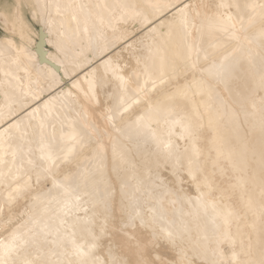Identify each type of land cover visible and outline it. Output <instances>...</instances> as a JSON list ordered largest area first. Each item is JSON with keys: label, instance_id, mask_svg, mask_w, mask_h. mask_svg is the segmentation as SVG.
Wrapping results in <instances>:
<instances>
[{"label": "bare ground", "instance_id": "obj_1", "mask_svg": "<svg viewBox=\"0 0 264 264\" xmlns=\"http://www.w3.org/2000/svg\"><path fill=\"white\" fill-rule=\"evenodd\" d=\"M235 2L252 0H0V238L5 228L23 225L26 232L39 220L41 226L59 227L61 235L75 231L78 239L90 229L100 237L101 259L107 260L109 247L113 255L135 259L130 249L139 243L147 246L148 260L211 264L220 258L218 250L230 254L227 243L217 246L228 231L237 252L242 240L245 250L251 245L252 258H260L262 24L257 18L239 42L219 31L216 16L225 10L217 5ZM185 3L193 5L190 35L178 22ZM17 12L27 27L6 25L5 17L10 22ZM109 61L131 78L133 88V73L147 66L157 81L150 93L154 100L178 88L187 96L168 102L171 115L146 114L142 102L109 122L108 109L120 95L118 81L105 72ZM92 81L95 100L85 96ZM141 115L159 120L152 123L158 138L171 134L177 146L172 157L138 134L134 122ZM175 119L191 125L190 137L180 138L183 129ZM73 131L83 147L72 163L60 165L56 179L73 173L72 195L81 199L65 217L63 203L70 197L53 189L51 179L37 184L36 174L41 138L59 152ZM189 161L199 169L196 181L188 175ZM26 181L31 188L9 203V192ZM61 219L66 223L60 225ZM161 228L173 232L175 243Z\"/></svg>", "mask_w": 264, "mask_h": 264}, {"label": "snow or ice", "instance_id": "obj_2", "mask_svg": "<svg viewBox=\"0 0 264 264\" xmlns=\"http://www.w3.org/2000/svg\"><path fill=\"white\" fill-rule=\"evenodd\" d=\"M72 7V6H69ZM81 10L85 7L84 5L77 6ZM105 7H107L105 5ZM118 7L127 8L128 5H120ZM193 8V5L185 3L182 8H180L178 13V22L181 27L185 30L186 34L190 35L188 30L195 27V22L193 19L189 18V10ZM217 8L224 9L223 13H219L216 19L220 22L219 31H223L230 34V38L236 40L237 42L241 39V33L246 31L247 28L251 27L259 18L262 27L260 30V40L262 52L261 56V84L264 86V0L256 3L255 0L252 2H245L243 4L239 2L235 3H221L217 5ZM232 9H235V14L232 13ZM198 16L199 13L197 12ZM72 19H76L75 15ZM6 25L14 27L19 25L21 29L27 27L19 13L17 12L15 16L10 20L9 17H5ZM87 31V29H85ZM6 43H11L7 41ZM237 48L234 51H240ZM57 51H59V46H57ZM229 55H232L230 53ZM251 53L248 54L249 60L251 59ZM207 58V57H205ZM227 61L228 57H224ZM139 64L140 61L137 60ZM221 69L227 70L225 64L219 66ZM121 69L119 66H113L111 61L105 64V72H111L115 80L118 81L119 87V98L118 104L115 108L108 109L107 119L109 122L113 121L117 116L123 117L125 113H129L133 106H138L142 102L147 106L145 109L146 114H153L159 116L163 113L171 115L172 109L168 107V102H175L178 99H183L187 96L184 90L177 89L174 94H166L163 99L154 100L150 93L156 91L157 81L153 79L151 72L148 67L145 66L144 71L134 72L135 77V87H131V78H125L121 74ZM160 83L163 84L164 80L160 79ZM97 84L95 81L90 82L89 89L85 92L86 97H91L95 100V89ZM262 113H264V99L261 101ZM158 123L159 120H153L151 117L146 121L145 115L137 117L134 122L138 134L145 135L151 138L159 152L163 153L165 157H172L174 155V149L177 147L171 140V134L168 139H160L156 136L155 131L152 128V123ZM174 125H179L183 132L181 133V139L188 138L192 135V128L190 124H185L182 119H175L172 121ZM43 128V125H41ZM262 136H264V124L261 127ZM2 144H0V150H2ZM78 147H83L82 138L78 133L73 131L65 139V147L59 152L53 150L51 144L44 142L43 137L41 138V147L39 160L41 164L39 165L41 171L36 174V183L39 184L41 179H51L53 189H61L70 198L65 200L63 203V215L66 217L73 213V210L78 207L80 196H73L75 189L72 186L73 173H68L63 176V180L60 181L56 179V170L59 169L61 164H70L75 159ZM5 155L7 153H4ZM198 154V150H197ZM14 155V154H13ZM3 156L0 155V163H3ZM31 164L32 161H29ZM177 163L179 159L177 157ZM192 161H189L188 175L193 180H197L198 168L194 169L192 167ZM2 175V174H0ZM31 176L28 178L31 181ZM205 184H208L207 177H205ZM200 185L197 184V190L199 191ZM31 188V183L25 182L23 186H17L9 192L7 200L9 203L14 202L18 197L26 194L27 190ZM51 191V190H50ZM204 193H200L197 197L199 200ZM261 195L264 197V171H262L261 176ZM261 232L264 234V200L261 202ZM139 215V214H137ZM228 216L232 213L229 211ZM66 221L61 219L59 221L60 225L65 224ZM228 220L225 219V224ZM34 227L28 228L27 231H21L24 227L23 225H17L11 229L5 228L7 232L6 236L0 238V264H168V262L161 260L156 257L155 260L145 259L143 256L144 250L147 247L141 246L137 243L134 248L130 249L133 256L137 258L125 259L112 254V249H108L107 260L101 259L97 254L100 247L99 240L100 237L96 236L91 232L90 229L84 230V235L79 239L75 231L67 232L61 235L59 227L53 228L49 224H44L41 226L39 220L33 221ZM141 224L145 225V222L141 218ZM146 226V225H145ZM161 232L164 233L167 239L172 243H175V237L173 232L167 230V228H161ZM55 234V239H49L50 236ZM103 234V230H102ZM130 239H135L130 237ZM227 243L230 246V254L225 255L223 251L217 252L220 257L217 260L211 262V264H264V244L261 246L260 258L254 259L251 254V245L245 250L243 248V241H240L241 251L237 252V240L234 238L230 232L225 231L218 237L217 246L219 249L220 244ZM46 245H54V247L45 249ZM31 248L34 252L28 251ZM245 258H241V257ZM179 264V262H178Z\"/></svg>", "mask_w": 264, "mask_h": 264}, {"label": "water", "instance_id": "obj_3", "mask_svg": "<svg viewBox=\"0 0 264 264\" xmlns=\"http://www.w3.org/2000/svg\"><path fill=\"white\" fill-rule=\"evenodd\" d=\"M42 41H43V34L41 33V40H40V43H43ZM40 46H42V45L40 44ZM42 53H44L43 50H42ZM42 58L45 59V58L42 57V55H41V60H43Z\"/></svg>", "mask_w": 264, "mask_h": 264}, {"label": "rangeland", "instance_id": "obj_4", "mask_svg": "<svg viewBox=\"0 0 264 264\" xmlns=\"http://www.w3.org/2000/svg\"><path fill=\"white\" fill-rule=\"evenodd\" d=\"M1 34V33H0Z\"/></svg>", "mask_w": 264, "mask_h": 264}]
</instances>
